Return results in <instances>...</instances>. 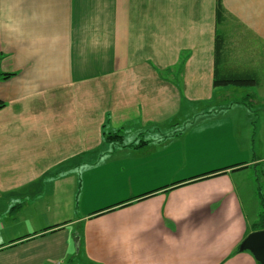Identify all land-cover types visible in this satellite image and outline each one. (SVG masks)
Listing matches in <instances>:
<instances>
[{"label": "crops", "instance_id": "crops-1", "mask_svg": "<svg viewBox=\"0 0 264 264\" xmlns=\"http://www.w3.org/2000/svg\"><path fill=\"white\" fill-rule=\"evenodd\" d=\"M218 2L0 0V264H259L264 96L214 81L264 0Z\"/></svg>", "mask_w": 264, "mask_h": 264}, {"label": "trees", "instance_id": "trees-1", "mask_svg": "<svg viewBox=\"0 0 264 264\" xmlns=\"http://www.w3.org/2000/svg\"><path fill=\"white\" fill-rule=\"evenodd\" d=\"M218 16H222L223 8L221 6V2H218L217 9ZM0 67H1V59H0ZM12 77L10 73L1 72L0 68V80H8ZM259 78L254 72H235L229 74L227 76H218V72L215 74L214 86L217 87H238V88H255L259 86ZM248 101H250V96L245 97ZM251 104V102H248ZM5 107V103L0 100V110ZM103 137L105 141L110 143H119L120 145L123 143V136L118 132L115 133H103ZM146 144L145 141H140L135 147H140ZM133 146V145H132ZM260 195V192H259ZM262 211L259 217L258 222L254 225V231L264 230V198L260 195Z\"/></svg>", "mask_w": 264, "mask_h": 264}, {"label": "water", "instance_id": "water-1", "mask_svg": "<svg viewBox=\"0 0 264 264\" xmlns=\"http://www.w3.org/2000/svg\"><path fill=\"white\" fill-rule=\"evenodd\" d=\"M240 251H249L259 264H264V230L254 231L240 246Z\"/></svg>", "mask_w": 264, "mask_h": 264}, {"label": "rangeland", "instance_id": "rangeland-1", "mask_svg": "<svg viewBox=\"0 0 264 264\" xmlns=\"http://www.w3.org/2000/svg\"><path fill=\"white\" fill-rule=\"evenodd\" d=\"M259 76H260V79L261 81L263 82V86L260 88V89H257V88H253L254 90L251 91L253 92L255 95H258V96H264V71L262 70H257L256 72ZM232 88H238V87H232ZM239 89H244V88H239ZM250 92V91H249ZM248 92V93H249ZM247 93V94H248ZM260 173H261V170H260Z\"/></svg>", "mask_w": 264, "mask_h": 264}]
</instances>
